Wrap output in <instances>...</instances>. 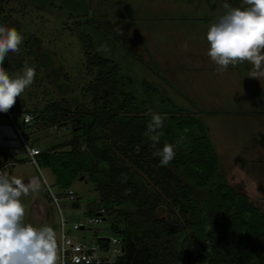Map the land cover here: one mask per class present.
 Segmentation results:
<instances>
[{
    "label": "rangeland",
    "instance_id": "374dc122",
    "mask_svg": "<svg viewBox=\"0 0 264 264\" xmlns=\"http://www.w3.org/2000/svg\"><path fill=\"white\" fill-rule=\"evenodd\" d=\"M225 3L239 7L241 0H0V25L23 36L18 57L36 73L18 97L26 103L23 111L42 114L54 102H68L71 107L72 119L63 127L24 125L22 114L15 113L17 125L42 152L79 134L77 110L93 107L91 88L110 69L89 70L87 35L93 51L117 66L121 91L134 93L143 108L158 114H191L203 122L220 158L218 180L247 194L264 213V80L247 76L251 70L247 62L218 72L208 56L207 32L226 11ZM41 55L52 62L44 65ZM23 69L7 72L15 76ZM15 126L0 114V164L14 162L5 173L38 186L21 197L24 223L52 229L54 264H59L60 214L47 185L57 194L68 188L57 185L40 156L37 164L31 162ZM69 188L76 192L79 206H69L65 197L61 204L78 241L122 236L117 229L123 220L106 210L101 223L75 230L74 221L96 216L102 204L87 175L76 177ZM157 215L172 218L166 205L158 208Z\"/></svg>",
    "mask_w": 264,
    "mask_h": 264
},
{
    "label": "trees",
    "instance_id": "16d2710c",
    "mask_svg": "<svg viewBox=\"0 0 264 264\" xmlns=\"http://www.w3.org/2000/svg\"><path fill=\"white\" fill-rule=\"evenodd\" d=\"M84 42L89 70L110 69L91 88L93 107L77 110L79 134L38 156L63 189L87 175L96 184L100 210L123 220L117 231L126 254L118 263L264 264V213L247 194L218 180L220 158L203 122L182 112L160 114L163 135L153 147L144 133L155 112L143 108L134 93L121 91L117 66L93 51L89 36ZM39 60L52 62L46 55ZM3 67L21 71L25 62L10 52ZM25 105L17 97L14 109L22 112ZM32 114L35 125L46 128L72 119L68 102ZM165 144L176 155L162 166L153 152ZM162 205L171 219L157 215Z\"/></svg>",
    "mask_w": 264,
    "mask_h": 264
},
{
    "label": "clouds",
    "instance_id": "9594fccd",
    "mask_svg": "<svg viewBox=\"0 0 264 264\" xmlns=\"http://www.w3.org/2000/svg\"><path fill=\"white\" fill-rule=\"evenodd\" d=\"M207 32L208 56L224 72L229 65L247 62L248 77L264 80V0H241L239 7L225 3ZM23 36L15 29L0 25V112H7L24 90L31 86L35 69L25 65L22 74L10 76L3 64L11 53H19ZM185 48L187 45L184 46ZM103 50V48H101ZM144 135L153 147L163 135L165 117L150 113ZM162 166L169 165L176 153L172 144L153 152ZM16 177L0 174V264H54L55 240L50 227L24 223L25 207L21 197L36 191Z\"/></svg>",
    "mask_w": 264,
    "mask_h": 264
},
{
    "label": "built area",
    "instance_id": "2783aa9c",
    "mask_svg": "<svg viewBox=\"0 0 264 264\" xmlns=\"http://www.w3.org/2000/svg\"><path fill=\"white\" fill-rule=\"evenodd\" d=\"M6 114L15 124L18 135L22 140L23 147L27 150L31 162L37 164L36 157L42 152L39 148L31 144V139H27L23 134L20 126L17 125L14 118L15 113L22 114L23 124L30 125L35 123V117L29 112H17L9 109ZM10 165L6 163L0 166V174H6L5 169ZM47 190L50 193L52 200L55 202L59 218V235H60V263L59 264H119L118 260L125 257L126 241L121 236L113 238L99 237L97 241L91 243L89 241H78L73 235L72 230L68 226V219L64 216L62 198H66V204L75 207L78 203V197L74 190L67 189L66 192L55 193L50 186L47 185ZM102 214L87 218L86 221H74L72 227L75 230L86 229L89 225L101 223L105 218Z\"/></svg>",
    "mask_w": 264,
    "mask_h": 264
},
{
    "label": "crops",
    "instance_id": "0c3cea01",
    "mask_svg": "<svg viewBox=\"0 0 264 264\" xmlns=\"http://www.w3.org/2000/svg\"><path fill=\"white\" fill-rule=\"evenodd\" d=\"M10 165H12L14 162H8ZM6 164V162L4 161L2 164H0V166Z\"/></svg>",
    "mask_w": 264,
    "mask_h": 264
},
{
    "label": "water",
    "instance_id": "95a60500",
    "mask_svg": "<svg viewBox=\"0 0 264 264\" xmlns=\"http://www.w3.org/2000/svg\"><path fill=\"white\" fill-rule=\"evenodd\" d=\"M98 214L100 215V214H102V212H99Z\"/></svg>",
    "mask_w": 264,
    "mask_h": 264
}]
</instances>
